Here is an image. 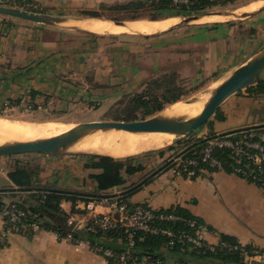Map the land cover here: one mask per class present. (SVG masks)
Segmentation results:
<instances>
[{"label":"crops","instance_id":"1","mask_svg":"<svg viewBox=\"0 0 264 264\" xmlns=\"http://www.w3.org/2000/svg\"><path fill=\"white\" fill-rule=\"evenodd\" d=\"M29 1L40 3L45 8L58 1L69 0ZM87 1L71 0L75 8H82ZM139 2H144L146 6L139 8L138 12H134L135 9L129 12L111 9ZM259 2L264 4V0ZM89 3L131 16L121 19H106L102 15L68 16L63 17L65 21L59 25L45 27L19 18L0 17V101L18 98L19 91L25 88L23 85L32 91L35 87L42 90L39 88L42 85L45 87L42 90L44 93L47 89H53L62 102L77 100L80 101L77 106H81L89 95L101 104L129 93L142 92L149 82L172 75L175 86L185 93L184 99L194 91H200L197 90L199 84L216 82L231 73L264 44V10L212 26H177L184 19L183 15L175 8L164 12L158 10L162 5L161 0H90ZM262 6L244 12H252ZM148 9L152 10L153 15L144 16L143 11ZM170 18L177 22L167 30L152 35L100 33L81 25L87 20H90L87 23H108L104 21L108 20L122 21L126 26L127 23L141 20ZM94 50L99 53L91 54L92 59L87 66L93 69L89 71L90 75H85L78 69L80 64H76V60L81 62L79 57ZM24 68L25 71L21 72ZM55 74L57 77L53 79ZM189 85L197 89L189 90ZM172 104H166L164 109ZM91 113L97 114V111ZM101 117L98 114L100 119L94 121H103ZM89 121L93 120L81 123ZM211 121L213 129L209 127L210 133L252 129L264 141V93L244 89L231 95L221 104L219 119L213 117ZM28 156L32 157L25 163L14 155L0 157V196L4 204L16 202L29 209L37 207L35 194L37 189L44 188L126 196L129 188L141 184L158 171H151L152 166L148 165L150 161L145 159L140 161L145 167L142 172L125 175V184L103 193L98 191L97 183L89 177L100 170L86 168V156ZM167 156L165 153L161 160ZM161 167L163 165L159 169ZM18 168L28 172L23 179L12 177ZM126 197L132 207L145 204L155 211L169 212L175 208L187 211L202 221L201 226L205 230L203 237L210 244L218 243L222 236H229L244 246L255 248L258 253H264V190L235 173L219 171L189 179L175 176L167 169ZM60 207L68 216L66 222L71 217L76 221L85 218L83 209L75 211L70 200L62 201ZM97 211L106 213L108 209L98 206ZM40 224L37 228L26 224L11 226L0 217V236L5 234L4 240L0 237V264H108V259L95 251L88 241L82 240L79 244L59 239L54 230ZM168 263L179 264L175 259ZM258 264H264V261Z\"/></svg>","mask_w":264,"mask_h":264},{"label":"trees","instance_id":"2","mask_svg":"<svg viewBox=\"0 0 264 264\" xmlns=\"http://www.w3.org/2000/svg\"><path fill=\"white\" fill-rule=\"evenodd\" d=\"M192 4L187 5H175L173 0H161L162 5L158 8V10L167 11L172 9H177L180 14L189 13L192 11H203L209 7H214L217 5H227L230 3H234L237 0H223L221 2L213 1V0H190ZM146 6L144 2L139 3H129L123 6L110 7L113 10H126L125 12H129V10H134V12H138L139 8ZM86 16L90 17H101V14L95 12H85L83 13ZM152 19H156L153 17ZM250 92L254 93H264V81L258 83L257 85L246 88ZM185 93L181 88L175 86V78L172 76L163 77L156 81H151L146 86V89L141 93H136L133 97L129 99V102L126 105V110L120 115L123 119L128 120H136V112L137 110L143 109V116L149 117L157 112H160L164 109V106L168 103L179 102L182 101ZM12 103H19L12 102ZM125 116V117H124ZM215 119H219V109L214 116ZM211 129H213V122L209 121L207 124ZM206 125V126H207ZM244 131H253L255 133L254 140L260 141L264 144L258 136L255 130L252 129H244L234 131L232 133H237V136H241V132ZM217 133L211 132L209 137H214ZM186 142L189 144L186 152L191 153L194 150H198L206 144V139H190L191 141ZM165 151L160 153L161 156H164ZM217 156L224 157L229 162L233 161L224 152L216 151ZM140 155V154H138ZM136 155L126 156L122 158H114L111 156H102V155H94V156H86L88 158V163L86 168L88 169H96L100 170L97 174H91L89 177L93 179L97 183L99 192H106L114 187L121 186L126 183L125 175H134L138 172H142L145 167L137 161ZM169 169V163L165 161L163 167L158 169L153 175L146 178L144 182L141 184L135 185L129 188L125 194L128 196L130 192H135L143 184L149 183L154 176L163 172L164 170ZM215 172V171H212ZM227 172H230L229 170ZM27 170L18 168L15 173H12V177L16 178L18 176L20 179H23L26 175ZM250 181V180H248ZM251 182V181H250ZM260 186V185H258ZM37 193L35 194L38 200L37 207L26 208L23 207L27 211V218L25 220V224H40L46 229L54 230L57 234L61 236H65L66 233L70 232L73 234L74 239L77 240H85L88 241L93 246H100L105 249L109 248L116 252H122L128 247L127 234L125 233L123 228H115L108 231H104L100 228H96L95 231H89L87 229L83 230H74L72 231V227L67 225L66 219L68 216L62 211L60 204L64 200H70L74 204V210L76 209L75 202L78 199H85V197L89 196H98L103 197L105 195L102 194H87L84 192L77 191H64L60 189H52V188H44L37 189ZM40 192H46V194H42ZM45 196V198H43ZM44 199L43 202L41 201ZM0 201V205H1ZM178 213L184 217L193 219L196 221L194 226H190L186 223H161L160 226L171 228L175 233L179 234V232H188L195 233L197 228L202 225V221L197 219L196 217L190 215L187 211L179 208H175L173 210H169V212ZM42 219V220H41ZM66 222V223H65ZM222 241L237 246V250H228L217 248L212 251L210 249H203L198 251L197 249H190V245L188 243L181 244L177 243L174 246L169 245V238L165 235H151L146 234L143 231H137L136 233V243L134 247V253L136 256L143 258H149L150 262H154L157 260L170 261L175 259L179 264H187V263H197V264H246L244 259L245 253H258L255 248L251 246H244L240 244L236 239L229 236H222ZM260 253V252H259ZM109 260V259H108ZM110 262V261H108ZM109 264V263H108Z\"/></svg>","mask_w":264,"mask_h":264},{"label":"built area","instance_id":"3","mask_svg":"<svg viewBox=\"0 0 264 264\" xmlns=\"http://www.w3.org/2000/svg\"><path fill=\"white\" fill-rule=\"evenodd\" d=\"M173 1L178 6H189L192 4L190 0ZM213 1L221 2L223 0ZM0 6L22 9V4L14 0H0ZM254 137L255 133L253 131L241 132V136H237V133L232 132L217 133L214 137H207L206 144L198 150L187 153V146L175 152V154L173 153L167 161L169 170L175 176L189 179L213 173L212 171L229 170L256 185H260L259 187L264 190V144L254 140ZM218 150L224 152L233 161L229 162L224 157L217 156L215 153ZM40 193L46 194V192ZM1 203L0 217L11 226L25 225L28 213L19 203L4 204L2 201ZM75 205L76 209H83L85 218L80 221H76L72 217L69 218L67 225L72 227V231L83 229L95 231L96 228L108 231L120 227L127 234L128 247L122 252L92 245L95 251L109 259V264H169L163 260L150 262L147 257L140 258L135 255L134 247L137 231H143L151 235L162 234L170 239V246H174L177 243H188L190 249H197L198 251L203 249L214 251L218 247L228 250L238 249L237 246L224 242L222 239L216 244L208 243L203 237L205 230L201 225L195 233L183 231L179 232V234L175 233L171 228L162 227L160 226L161 223H186L194 226L196 221L175 212L155 211L145 204L132 207L124 194L105 195L103 197L89 196L85 197V199L76 200ZM98 206H104L108 211L100 213L97 211ZM29 225L32 228H37L38 226L37 223ZM0 237L4 240L5 234ZM58 238L71 240L79 244L82 243V240L74 239L71 231L66 233L65 236L58 234ZM244 259L246 264H258L264 261V253H245Z\"/></svg>","mask_w":264,"mask_h":264},{"label":"rangeland","instance_id":"4","mask_svg":"<svg viewBox=\"0 0 264 264\" xmlns=\"http://www.w3.org/2000/svg\"><path fill=\"white\" fill-rule=\"evenodd\" d=\"M14 1H17V2H19V4H22V9L24 8L23 10H25V11L37 12V13H41V14H51V15L62 16V17L86 16L83 13L95 12V11H96L95 13L101 14L103 16V18H106V19L107 18H117V19L119 18V19H121L123 17H130L131 16V15H128L124 12H116L113 10L111 11V10L103 9V8L99 7L98 5H94V4L89 3L90 0H88L86 2L85 6H83L82 8H80L79 6H77L75 8V6L71 2V0H69L67 2L58 1L57 4H55V5L52 4L51 7L48 6L45 8H42L43 5L41 6L40 3H37L34 1H29V0H14ZM259 1H262V0H237L234 3H230V4H227L224 6L223 5H217L214 7H209L203 11H198V12L192 11V12H189L186 14L183 12L182 13L180 12V15H183V18H186V17L192 16V15L208 13V12H218V11H229V12H236L238 14H241L250 8V5L252 4V2L258 3ZM143 15L144 16H146V15L150 16V15H153V12H152V10L148 9L146 11H143ZM0 17H8V16L0 15ZM236 20H238V18H234V17H226L221 21H215V22H212V21L208 22V20H204V21L203 20L202 21L197 20V21L189 23V25H210V26H212L213 24H216V23H222V22H227V21H236ZM37 24H39V23H37ZM39 25H41L42 27H45V24H39ZM53 26H56V25H53ZM96 53H99V52L96 50L88 51L86 56H85L86 53L84 55H82L83 60L80 57L78 58L79 60H81V62H78L76 60V64H80L79 68H78L80 70V72L82 71V73H84L85 75L91 74V72H89V71H91L93 68L91 66L88 67L87 64L92 59L91 54L94 55ZM101 55H104V54L101 53ZM39 61H41V60H39ZM73 63H75V62H73ZM25 69L26 68H24L23 71L21 70V72H24ZM52 77H53V79H56L57 76L55 74ZM62 77L63 76H60V78H62ZM219 79H224V77L219 78ZM219 81H221V80H219ZM219 81L218 82L216 81V82H211V83H205V85L199 84L197 86L199 89H197V87H195V88L197 90L201 89L200 91H197V92L194 91V93H191L189 96L182 99L183 102L178 103V104L185 105L184 101H188L192 97L198 96L199 94L204 93L208 89L215 88L220 83ZM204 82H207V81H204ZM215 83H217V84H215ZM23 86L25 88L19 91L18 98H14V99L12 98L13 100L5 99V100L0 101V119L31 120V121H35V122L38 121L39 123H47L48 125L53 126L52 131H54V132H57L61 128L66 127V126L67 127H74L79 122L81 123V121H88V120L94 121V119H100V118H98V114L102 115L101 118H104L103 121H119V120L132 121V120H128V119H123V118H121L120 115L126 110V105L129 102V99L131 97H133L136 93H129L125 96H121L117 100L108 101L105 103L101 102V104H100V101H96L97 99L90 98L88 95L86 98L87 100L85 99L86 101L82 102L84 105L77 106L80 103V101L76 100V101H73L72 103L62 102V101H60L57 92L54 91L53 89H49V90L47 89V91H45V93H44L42 90H43V88L45 90V87H43L42 85H39L40 87L38 85H36L37 88L39 87L42 90H37L35 87L33 91L30 90V88L29 89L26 88L25 85H23ZM208 87H210V88H208ZM189 88H190L189 90L195 89L194 86L192 87V85H189ZM145 89H146V87L144 88V90ZM144 90H142V91H144ZM95 93H96V91H95ZM91 99H93L95 101L92 102V101H90ZM17 101H19L18 104L12 103V102H17ZM172 105H170L168 108L164 109L165 113L168 114V112H172L174 110L176 105H173V106ZM93 111H97V114L91 113ZM143 111H144L143 109L137 110V112L135 113L136 114L135 115L136 120H143V119L151 117V116L144 117ZM163 111L157 112L154 115L160 114ZM154 115H152V116H154ZM208 129H209L208 125L200 128L192 136H190L188 138L189 139L188 141H191L190 139H196V140L201 139V138L206 139L207 137L210 136V132H208ZM186 141H187V139H181L177 143L170 141L163 148L138 153L140 155L135 154L136 156H134V157H136L137 161H144L145 159L149 160L150 163H148V165L152 166L151 171H153V170L159 169V167L161 165L164 166L165 161H168L169 158L173 155V153L175 154V152L180 151L182 148L187 147L188 145H186V144H189V143ZM162 151H165V153L168 154V156L165 159H163V161L161 160V157H164V156L160 155V153ZM28 155H30V154H20V155H14V156L18 157V159H20L21 162L25 163L26 161H28L32 157V156H28ZM86 160L88 161V158H86ZM87 163H86V165H87ZM201 176L202 177L207 176V174H203Z\"/></svg>","mask_w":264,"mask_h":264},{"label":"water","instance_id":"5","mask_svg":"<svg viewBox=\"0 0 264 264\" xmlns=\"http://www.w3.org/2000/svg\"><path fill=\"white\" fill-rule=\"evenodd\" d=\"M263 10L264 5L255 11L241 14L229 11L202 13L184 18L177 26L201 20L209 15H224L227 17L242 18L255 15ZM0 15L45 25H59L65 21V19L60 16L30 12L5 6H0ZM113 22L118 26L125 25L122 21ZM262 81H264V44L252 54L244 64L226 75L215 88L208 89L204 92L207 96V101L198 114L168 115L163 111L160 114L143 120L82 122L76 124L68 131L52 137L32 140L0 141V157L20 154L101 155L93 152L81 151L77 149V147L95 135L109 133L114 130L136 133H171L175 135L173 142L177 143L181 139H188L197 130L206 126L228 97L248 87L257 85ZM197 100L198 97L194 96L187 102L194 103Z\"/></svg>","mask_w":264,"mask_h":264},{"label":"bare ground","instance_id":"6","mask_svg":"<svg viewBox=\"0 0 264 264\" xmlns=\"http://www.w3.org/2000/svg\"><path fill=\"white\" fill-rule=\"evenodd\" d=\"M261 5H263L262 2L254 3L250 6L249 9L251 11L252 9L254 10L255 7H259ZM249 9H247L246 11H249ZM226 17L227 16L224 15H209L202 18L200 21L208 20V22H215L221 21ZM87 21L86 23L80 24L85 29L95 32H128L152 35L167 30V27H171L176 20L173 18L160 21L141 20L137 22H132L130 24L127 23L126 26H118L113 21L108 20H104L108 23H104L101 21H91V23H87ZM219 80L223 79H218V81ZM197 97L198 100L194 103H188L187 101H184L185 105L178 104L183 101L174 103L173 105H176V107L172 112H168V115L198 114L203 109L207 101V96L206 94L201 93ZM71 128L72 127L66 126L61 128L59 131L54 132L52 131L53 126L48 125L47 123H39L38 121L35 122L31 120L0 119V141L32 140L37 138L52 137L64 133ZM174 139L175 135L171 133H136L124 130H114L109 133L99 134L89 138L80 146H78L77 149L81 151H88L101 155L111 156L114 158H122L142 153L145 151H152L163 148L170 141L173 142Z\"/></svg>","mask_w":264,"mask_h":264}]
</instances>
